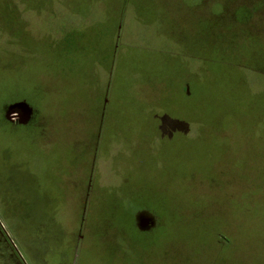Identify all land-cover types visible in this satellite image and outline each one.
I'll list each match as a JSON object with an SVG mask.
<instances>
[{"label":"rangeland","instance_id":"obj_1","mask_svg":"<svg viewBox=\"0 0 264 264\" xmlns=\"http://www.w3.org/2000/svg\"><path fill=\"white\" fill-rule=\"evenodd\" d=\"M66 63L78 76L52 75ZM18 79L41 100L4 98L0 125L34 102L42 142L0 129L18 174L0 175V264H69L35 261L33 241L65 242L47 225L70 219L88 222L83 249L103 234L109 264H264V0H0V81ZM26 196L50 220L33 236ZM115 204L155 227L89 222Z\"/></svg>","mask_w":264,"mask_h":264},{"label":"crops","instance_id":"obj_2","mask_svg":"<svg viewBox=\"0 0 264 264\" xmlns=\"http://www.w3.org/2000/svg\"><path fill=\"white\" fill-rule=\"evenodd\" d=\"M83 50V47H81ZM89 50V49H88ZM68 61H69V57H68ZM67 61V63H68ZM73 61H75L73 59ZM80 59L76 60V62L79 63ZM66 63V64H67ZM54 75V74H52ZM55 76V75H54ZM59 75L56 74L55 77H58ZM111 83V82H110ZM20 86V85H19ZM114 87V85H113ZM14 88V89H13ZM13 88H9V86H1L0 85V102H2V100L6 97H18V95L20 96L21 92H23V96L26 97V99H28L29 95H35V90L36 87L34 86V90L32 91V93H25L24 91H21L19 89V87L14 86ZM110 88V86H108V89ZM114 91V89H112ZM16 91V93H14ZM19 91V92H18ZM19 94H18V93ZM111 92V91H110ZM113 94V93H112ZM38 95L34 96L35 100H41L39 98ZM104 102L106 101L104 98L102 99ZM103 101L101 102L102 107H103ZM34 107L28 105V103L24 102V101H17L16 103L11 104V106H6L3 111V120L5 121L7 126H1L0 125V129L3 128L4 131H6V135L8 137H13L16 138V140L19 143H22L23 145L26 144L28 138H29V134L30 132L34 131V143L35 141H39L42 142V131H39L37 133L36 127L34 129H28L27 126H34L31 125L32 122H30L34 116H33V108L37 107V105L35 106L34 102H32ZM112 107L109 109H105L104 107V113H106L104 115V117L100 116V121L104 120L105 116L110 117L111 115H114L115 113H119L120 110H116L114 108V104L111 105ZM99 111H101V109H99ZM36 112V111H35ZM11 113H17L19 116H21V120L17 125H13L9 119H8V115ZM128 117V116H126ZM105 122V121H104ZM26 127V128H24ZM101 129V132L103 131L102 127L99 128V131ZM98 130V129H97ZM18 137L21 141L18 140ZM64 140V139H63ZM61 139L62 143H65ZM44 141V140H43ZM16 142V141H14ZM13 143V142H12ZM17 143V142H16ZM66 144V143H65ZM17 147V146H16ZM66 150H68L67 146L65 145ZM15 149V148H14ZM13 149V150H14ZM52 150H43L41 151V153H43V155L45 156V160H49L50 162L57 164V162L55 160H52V157H48L47 158V153H51ZM67 155V154H66ZM67 157V156H66ZM58 160H60L58 158ZM4 161V160H3ZM63 161H65V159L63 158ZM1 160H0V175H5L7 177H13L14 180L16 179V176H18V174L15 173V169H13L10 166H6L5 163L1 164ZM23 162L25 165H29L27 160L24 161H20ZM13 170V171H12ZM52 170L51 168H49V171ZM20 178L22 179L23 177L19 174ZM51 180H53V176L49 177ZM41 189V188H40ZM44 191V190H43ZM49 191V190H48ZM44 193H46V191H44ZM48 193V192H47ZM50 194V193H49ZM33 202V203H32ZM23 205H26L24 210H33L35 213H39L40 216V222L42 223L44 221V224L42 223L41 227L37 226V223L34 224V227H32L31 225V234L32 236L35 234H37L38 232L40 233L41 230L45 229L46 224L50 221L49 219H47V215L46 212L44 213L40 208H38L37 206V202L36 200H34L32 197L26 196V200L23 202ZM127 208V207H125ZM110 214L108 218L105 217H100L99 219L95 220V221H89V222H109V223H114L116 224V226L120 227L121 225L130 223L131 221H135V227L137 229H140L142 231H148L151 230L153 227H155L154 225V221H148L147 225H143L142 219L138 220L136 219H122L120 218V211H128L126 210H122L121 209V205H112V209L110 210ZM108 212V210H107ZM116 212V213H115ZM54 215L58 218H62V216L64 215L62 212L55 210L54 211ZM65 218V216L63 217ZM62 220H68V219H62ZM71 221H77V224L73 223H66V221H57L55 223H50V225H47V228L49 229H54V227H59V231L60 229H64L65 233L64 235L66 236L65 242H57L56 244H54L53 242V236H42V240L40 242V245L36 244V240L33 238V251L36 253V258L35 261L40 262V256L39 253H50L51 257L50 259H55L58 260L64 258L65 260L68 261L69 264H76L77 260L79 259V257L82 255V264H109V260H111L110 256H108L106 254V251L104 250V247H99V244H102L105 241V237L102 235H99L98 237H96L95 239H92L90 241L94 242L93 243V249L92 247L89 245L88 247H85L84 249L81 248V245L84 243V239L86 240V236H84V229L86 230V226L85 224L88 223L85 220L82 219H70ZM36 221V220H35ZM55 224V226H54ZM121 228H119V231L121 233ZM60 239L64 237V235L61 233L60 231ZM97 244V245H95ZM55 245L59 248V252L64 251L65 252V256H61L59 254L55 255V251H54V247ZM51 246V248H50ZM88 248V250L86 251V249ZM86 252V253H85ZM58 253V252H57ZM34 257V256H32ZM108 258V259H107Z\"/></svg>","mask_w":264,"mask_h":264},{"label":"trees","instance_id":"obj_3","mask_svg":"<svg viewBox=\"0 0 264 264\" xmlns=\"http://www.w3.org/2000/svg\"><path fill=\"white\" fill-rule=\"evenodd\" d=\"M73 33H70V35L71 36H75L76 37V35H75V33H74V31H72ZM72 39V38H71ZM72 42H74V41H72ZM71 42V43H72ZM66 67V68H65ZM64 68H65V71L63 72L62 71V69H61V71H60V73H59V71H57V70H53V72L54 73H57V75H61L60 77H63V78H67V77H69V75L70 76H72V74H75V76H78L77 74H76V72H75V67L74 68H67L68 66H67V64H66V66H65ZM55 76H56V74H54ZM30 84V83H29ZM32 84V83H31ZM0 85L1 86H3L2 85V82L0 81ZM20 85V86H19ZM4 86H9V85H4ZM34 86L35 85H32V88L31 89H25L24 88V84L22 85V83H21V81L18 79V81H17V84H16V87H19V89L21 90V91H24L25 93H32V91L34 90ZM29 87V86H28ZM121 107L123 108V107H125L124 105H121ZM128 110H131V109H128ZM127 111V110H126Z\"/></svg>","mask_w":264,"mask_h":264},{"label":"water","instance_id":"obj_4","mask_svg":"<svg viewBox=\"0 0 264 264\" xmlns=\"http://www.w3.org/2000/svg\"><path fill=\"white\" fill-rule=\"evenodd\" d=\"M142 222H143V225H147L148 220H146V219H142Z\"/></svg>","mask_w":264,"mask_h":264}]
</instances>
